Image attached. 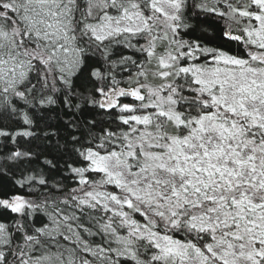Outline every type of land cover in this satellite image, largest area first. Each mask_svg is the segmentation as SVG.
Returning a JSON list of instances; mask_svg holds the SVG:
<instances>
[{"label":"snow or ice","instance_id":"obj_1","mask_svg":"<svg viewBox=\"0 0 264 264\" xmlns=\"http://www.w3.org/2000/svg\"><path fill=\"white\" fill-rule=\"evenodd\" d=\"M0 264H264V0H0Z\"/></svg>","mask_w":264,"mask_h":264}]
</instances>
